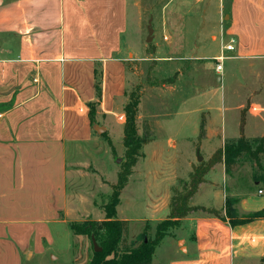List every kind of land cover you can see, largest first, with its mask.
Masks as SVG:
<instances>
[{"label": "crops", "instance_id": "1", "mask_svg": "<svg viewBox=\"0 0 264 264\" xmlns=\"http://www.w3.org/2000/svg\"><path fill=\"white\" fill-rule=\"evenodd\" d=\"M195 1L165 3L159 24L165 26L168 53L177 56L178 44L189 41L194 48L183 58L215 61L222 45L233 40L235 50L226 52L230 59L224 63L228 82L222 104L241 112L248 102V113L257 106L260 112L254 116L264 114V0ZM130 3L136 11L137 0H0V264H24L25 257L43 255L46 245L55 243L52 227H70L74 208L86 199L79 192L84 191L83 180L95 177L101 188L115 185L106 179L96 157L99 137L106 134L112 141L108 119L118 116L124 126L119 117L125 118L132 92L129 68L136 59L132 47L124 44ZM153 45L150 56L155 61L159 48L155 41ZM213 45L215 52L209 50ZM198 69L195 74L200 75L202 68ZM174 73L178 79L166 86L173 95L184 78L182 68ZM193 91L199 101L216 97L213 89ZM91 105H96L93 119ZM144 105L141 100L139 121H154L150 111L142 115ZM174 117L171 113L167 120ZM260 122L262 137L264 115ZM204 126L208 140L207 123ZM97 127L105 131L99 133ZM143 154L141 160L147 157ZM86 156L90 159L82 162ZM260 190L237 197L238 216L264 213ZM227 194L224 187L218 210H224ZM90 197L96 198L94 193ZM195 219L219 227L217 235L197 231L191 240L201 251L189 264H234L236 259L238 264H264V217L237 227L220 219ZM183 242L189 253L187 238ZM209 244L210 250L216 249L215 257L202 251ZM207 258L211 260L204 261Z\"/></svg>", "mask_w": 264, "mask_h": 264}, {"label": "rangeland", "instance_id": "2", "mask_svg": "<svg viewBox=\"0 0 264 264\" xmlns=\"http://www.w3.org/2000/svg\"><path fill=\"white\" fill-rule=\"evenodd\" d=\"M137 1L139 3L136 11L130 3L128 33L124 36V44L132 47L130 52L136 59L130 63L129 83L131 91L136 90L137 93L142 94L145 104L141 106L142 115L149 111L155 115V122L148 123L151 126L152 139L153 137L155 139L144 146L143 152L147 157L136 165V171L130 176L129 183L120 196L121 203L117 208L118 219L128 222L122 249L138 246L144 237L146 241H154L157 226L170 216L173 190L175 188L183 190L190 180L193 165L198 166L202 162H208L218 147H223L222 144L231 142L236 137L239 138L241 131L248 139L260 138L263 128L259 123L261 124L260 118L264 115L254 116V113H248V102H245L246 109L241 112L226 110L225 108L231 105L226 103L225 106L221 101L222 96L224 98V93L227 92L228 78L225 71L221 77L215 70L217 62L213 60L187 61L185 58L190 57L189 50L192 49L190 47L194 48L189 41L185 46L183 42L178 44L180 50H176L177 56L170 55L166 49L165 26L159 24L167 0ZM137 19L138 24H136ZM150 21L159 48L153 57L155 61L150 56L152 52L150 45L154 43H147ZM216 49L217 47L213 45L209 50L215 52ZM169 57L172 59H168ZM224 63L227 65L229 62ZM198 66L202 68L200 75L195 74V70H199ZM179 67L183 69L184 78L180 80L177 92L173 95L166 86L171 80L178 79L174 72ZM194 89L216 90V97H206L199 101L194 96ZM186 98L188 99L184 101ZM171 113H175L174 119L167 120ZM183 120L184 124L179 126V122ZM206 123L208 140L202 137V127ZM106 124L112 137L113 148L107 138L99 137L102 141L99 143L101 151L96 160L106 179L117 184L126 153L124 126L118 121V116L110 117ZM146 124L147 120L139 121L141 136L145 135ZM88 159L89 156H86L85 160L81 161L87 162ZM120 159L122 161L119 162ZM260 161L261 167L249 158H241L234 166L231 175H227V181L224 178L222 165H216L206 175V183L191 200V205L218 210L223 204L224 187H227V196L232 201L238 200L237 197L249 191L257 192L260 189L264 191L263 184L253 181L254 177L261 176V171H264V156ZM83 182L84 191L79 189V192L86 199L81 200L74 208L75 221L72 223L83 225L89 221L101 222L105 216L103 206L111 200L113 184L101 188L95 177L87 178ZM173 185L175 187L171 189ZM92 193L96 198L90 197ZM195 218L218 220L204 211L191 213L181 221L180 226L168 229L166 237L156 248L152 264H189L198 259V253L201 251L198 250V246L201 245L191 239H196L198 232L213 231L214 235H217L219 226L218 223L209 221L204 223ZM52 231L55 243L46 245L43 255L34 259L25 257L24 264H87L91 260L94 248L89 237L76 235L68 224L53 226ZM184 238H187L190 244L189 253L186 251ZM210 246L213 245L209 244L207 249L202 251L212 252L210 256L215 257L216 249L214 247L215 250H210ZM210 260V258L204 259L207 262ZM239 262L240 260L236 259L234 264ZM249 264H257V262L251 261Z\"/></svg>", "mask_w": 264, "mask_h": 264}, {"label": "trees", "instance_id": "3", "mask_svg": "<svg viewBox=\"0 0 264 264\" xmlns=\"http://www.w3.org/2000/svg\"><path fill=\"white\" fill-rule=\"evenodd\" d=\"M151 53H154V45H150ZM167 81V80H166ZM174 81L171 80V83ZM168 83V82H164ZM98 97L100 98V88L98 87ZM142 94L133 90L129 94V100L124 108V146L126 149L125 160L121 164V171L118 174L117 184L113 185V193L108 204L103 206L105 214L104 220L89 221L83 225L71 223L70 227L76 235H85L92 241L95 238L97 244L102 248V252L93 253V257L87 264H152L157 246L166 237L169 228L180 226L181 221L191 213L204 211L222 221H228L231 227L243 226L264 217L263 212L249 213L238 216L234 205L238 202L226 197L225 208L222 212L204 207H194L191 200L198 193L202 184L206 183V175L218 164H224L226 175L230 176L234 166L241 158H249L260 166L261 157L264 156V136L255 139H248L241 136L231 142H226L222 148L218 149L208 162H202L198 166L193 165L189 182L183 190H173L170 201V216L167 220L157 226V235L154 241H146L143 238L136 247L121 248L127 221L118 219L117 208L121 203V193L129 183V178L133 174V169L138 162L144 158L143 148L152 140L151 126L147 123L145 135L139 134V118ZM92 119L96 111V105H91ZM150 126V127H149ZM205 126L202 127V137H205ZM106 137V134L104 135ZM109 145L113 148L112 141L107 138ZM261 167V166H260ZM261 176L253 178L254 182H259L264 186V171ZM258 177V178H257ZM224 213V215H223ZM93 245V241H92Z\"/></svg>", "mask_w": 264, "mask_h": 264}, {"label": "built area", "instance_id": "4", "mask_svg": "<svg viewBox=\"0 0 264 264\" xmlns=\"http://www.w3.org/2000/svg\"><path fill=\"white\" fill-rule=\"evenodd\" d=\"M234 50H235V47H234V41L233 40H231V42L228 44L224 43L222 45L221 54L218 56V58L215 59V61L217 62L216 66H215V70L221 77H223V75H224V62L226 60L230 59V57L226 54V52H233ZM250 109L254 113L260 112V109L257 106H251ZM119 120L121 122H123V121H125V118L119 117ZM262 193H263V191L260 190L259 194H262ZM248 240L252 243L257 242V239H255V238H249Z\"/></svg>", "mask_w": 264, "mask_h": 264}, {"label": "water", "instance_id": "5", "mask_svg": "<svg viewBox=\"0 0 264 264\" xmlns=\"http://www.w3.org/2000/svg\"><path fill=\"white\" fill-rule=\"evenodd\" d=\"M148 39H147V43L148 44H152L155 41V36H154V28L152 26V21H150L149 26H148ZM96 130L99 133H103L105 130L101 127H97ZM202 159V158H200ZM122 161V159L119 160V162ZM92 241H93V248H94V252L96 253H100L102 252V248H100L95 240L94 237H92Z\"/></svg>", "mask_w": 264, "mask_h": 264}]
</instances>
